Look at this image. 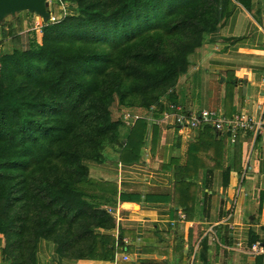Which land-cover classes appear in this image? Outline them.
<instances>
[{"label":"trees","instance_id":"trees-1","mask_svg":"<svg viewBox=\"0 0 264 264\" xmlns=\"http://www.w3.org/2000/svg\"><path fill=\"white\" fill-rule=\"evenodd\" d=\"M59 1L65 10L41 25L40 42L0 56L6 264H30L39 239L67 258L92 248L94 229L110 223L103 205L115 191L102 182L93 188L82 161L91 157L88 145L116 130L108 105L114 96L122 102L126 93L172 86L190 67L187 53L201 34L216 29L231 9V0ZM175 34L181 36L171 52L162 40Z\"/></svg>","mask_w":264,"mask_h":264},{"label":"crops","instance_id":"crops-1","mask_svg":"<svg viewBox=\"0 0 264 264\" xmlns=\"http://www.w3.org/2000/svg\"><path fill=\"white\" fill-rule=\"evenodd\" d=\"M230 4L168 102L244 113L263 122L259 131L180 127L162 119L164 104L132 108L140 117L102 173L115 191L103 205L109 225L81 256L39 239L30 264H109L115 244L129 256L119 264H264V0Z\"/></svg>","mask_w":264,"mask_h":264},{"label":"rangeland","instance_id":"rangeland-1","mask_svg":"<svg viewBox=\"0 0 264 264\" xmlns=\"http://www.w3.org/2000/svg\"><path fill=\"white\" fill-rule=\"evenodd\" d=\"M58 3V2H57ZM62 4H49L52 5L50 18L46 21L42 20L39 14L34 11L29 10H17L13 13H8L0 18V56L5 53H10L15 48L25 49L29 43L40 42L41 32L40 27L42 24L47 22H53L60 18L65 9L66 3ZM209 32L201 34L200 44L190 50L187 53V58L191 62V58L199 46L204 42L206 36ZM181 34H175L170 36H164L166 40H162V46H166L168 50L174 52L176 50L177 38ZM185 48H189L190 43L188 41L184 42ZM190 49V48H189ZM172 86L165 87L163 89H154V91L149 92L146 89L133 93H126L123 96L122 102H119L117 96H114L111 103L108 105L110 121L116 122L115 132L110 134V136H105L101 140V144L88 145L85 152L91 156L90 159H85L82 161V165L85 167L84 174L92 181V187L97 188L99 183L103 181L102 173L111 171L113 161L116 156V152L120 147L122 139L126 135L127 127L121 122L122 112L124 109L141 108L139 107L141 102L148 101L151 103L149 106L158 107L167 103L168 101L176 102L174 96L178 78ZM130 87V86H129ZM126 87V91L129 89ZM132 89V88H131ZM156 96V99L152 98ZM153 102V103H152ZM148 106V107H149ZM144 109V108H142ZM63 170V166H61ZM104 177V176H103ZM107 182V181H105ZM98 185V186H97ZM84 198V197H83ZM4 236L0 234V243L2 242Z\"/></svg>","mask_w":264,"mask_h":264},{"label":"built area","instance_id":"built-area-1","mask_svg":"<svg viewBox=\"0 0 264 264\" xmlns=\"http://www.w3.org/2000/svg\"><path fill=\"white\" fill-rule=\"evenodd\" d=\"M47 1L48 4H62L59 0ZM164 105L166 106V110H163L161 113L162 119L171 118L172 121L180 127L196 128L200 125H208L216 131L229 132L232 136H234L238 132L244 130L257 132L259 131V128L262 127L263 123L259 121V119L255 120L244 113H235L229 116H224L223 114L212 109L188 111L184 110L181 106L175 103L167 102ZM150 108H152V106H150ZM138 114V112L136 113L132 109H124L122 112L121 122L128 126L140 117ZM107 211L109 212L110 210L107 208ZM252 249L255 250L254 246ZM128 261V254L121 250L120 245L115 244V249L112 253V257L109 260V264H119L120 262Z\"/></svg>","mask_w":264,"mask_h":264},{"label":"water","instance_id":"water-1","mask_svg":"<svg viewBox=\"0 0 264 264\" xmlns=\"http://www.w3.org/2000/svg\"><path fill=\"white\" fill-rule=\"evenodd\" d=\"M46 4H48L47 0H0V18L5 14L25 9L36 12L46 21L49 18Z\"/></svg>","mask_w":264,"mask_h":264},{"label":"bare ground","instance_id":"bare-ground-1","mask_svg":"<svg viewBox=\"0 0 264 264\" xmlns=\"http://www.w3.org/2000/svg\"><path fill=\"white\" fill-rule=\"evenodd\" d=\"M52 5L46 4V11L49 12V14L51 15V9H52ZM157 107V106H156ZM158 110V109H157ZM152 112V111H151ZM157 112V111H156Z\"/></svg>","mask_w":264,"mask_h":264}]
</instances>
